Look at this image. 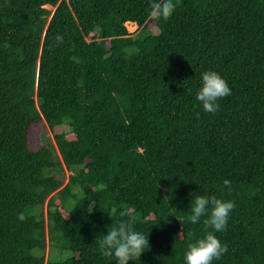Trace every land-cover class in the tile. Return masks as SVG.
<instances>
[{
	"label": "trees",
	"instance_id": "16d2710c",
	"mask_svg": "<svg viewBox=\"0 0 264 264\" xmlns=\"http://www.w3.org/2000/svg\"><path fill=\"white\" fill-rule=\"evenodd\" d=\"M174 3L0 0V264H117L97 241L125 210L150 245L129 264H185L214 231L188 219L198 195L235 203L213 264H264V0ZM205 71L232 90L214 114ZM43 123L74 138L33 149Z\"/></svg>",
	"mask_w": 264,
	"mask_h": 264
},
{
	"label": "clouds",
	"instance_id": "9594fccd",
	"mask_svg": "<svg viewBox=\"0 0 264 264\" xmlns=\"http://www.w3.org/2000/svg\"><path fill=\"white\" fill-rule=\"evenodd\" d=\"M174 0H149V16L154 20L163 19L167 21L176 9ZM55 40L58 44L63 43V36L57 34ZM232 90L227 81L216 71H205L202 74V87L196 95V99L202 104L206 113H217L220 109L219 100L230 96ZM224 186L231 190V181L225 180ZM235 208L231 200H224L216 196H196L191 203V215L188 217L192 224L200 222L206 217L203 223L208 231L204 238L188 245L185 253V264H213L228 252V246L222 244L216 232L226 229L230 214ZM89 212L93 208L89 206ZM120 223L109 228L107 235H102L97 241L99 252L105 257H115L117 264H129L140 258L146 247H150L148 235L135 230V217L125 210L120 213ZM178 218V217H177ZM179 219V218H178ZM180 220V219H179Z\"/></svg>",
	"mask_w": 264,
	"mask_h": 264
},
{
	"label": "rangeland",
	"instance_id": "374dc122",
	"mask_svg": "<svg viewBox=\"0 0 264 264\" xmlns=\"http://www.w3.org/2000/svg\"><path fill=\"white\" fill-rule=\"evenodd\" d=\"M48 8L52 9L51 6H48ZM128 30L130 32H134L137 30L138 26L137 24L128 22ZM151 29L153 32H157V28L155 24H151ZM64 131L67 133L68 138H74L73 133L70 130V127L68 125L64 126H58L56 129L53 131L49 128V126L46 123H43L38 126H33L31 129V146L33 149H38L41 148L44 144H47L48 142L54 143V135L55 133H59ZM69 172L67 173L68 176ZM67 178V177H66ZM51 260L59 261V260H64L67 259L72 255V252L70 250H62V249H56L51 248L47 251L46 255L48 256Z\"/></svg>",
	"mask_w": 264,
	"mask_h": 264
}]
</instances>
